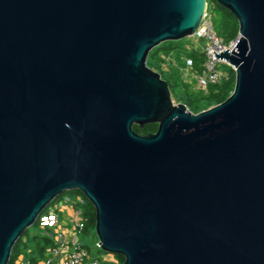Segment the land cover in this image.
Returning a JSON list of instances; mask_svg holds the SVG:
<instances>
[{
    "label": "water",
    "instance_id": "1",
    "mask_svg": "<svg viewBox=\"0 0 264 264\" xmlns=\"http://www.w3.org/2000/svg\"><path fill=\"white\" fill-rule=\"evenodd\" d=\"M217 1L235 87L193 112L147 58L208 0H0V264L73 189L123 264H264V0Z\"/></svg>",
    "mask_w": 264,
    "mask_h": 264
},
{
    "label": "trees",
    "instance_id": "2",
    "mask_svg": "<svg viewBox=\"0 0 264 264\" xmlns=\"http://www.w3.org/2000/svg\"><path fill=\"white\" fill-rule=\"evenodd\" d=\"M208 10L212 14L213 24L216 32L226 41L236 38L239 34V21L236 15L217 0H208ZM189 39L186 40H167L153 48L147 58L148 64L158 70L170 86L173 97L176 101L184 102L193 112H199L214 104L225 100L234 90L236 82V71L229 66V73L220 82H211L207 88L195 87V82L184 78L182 67L175 63V58L167 59L168 55L176 54L179 48H184L186 59L191 58L193 63V72L197 73L202 68L204 53L197 49L188 48ZM184 59V62L187 60ZM166 68L163 69V64ZM184 67V66H183ZM195 79V78H194ZM159 122L152 121L143 125L135 123L133 128L139 133L155 132ZM83 193L82 191H80ZM84 194V193H83ZM86 203L87 222L84 229H92L96 233V209L93 203L83 195ZM99 239V238H98ZM97 239V240H98ZM53 244V238L43 233V228L39 221L34 223L27 232L15 243L8 264H15L16 258L24 253L32 264L44 258L48 248ZM105 251L104 249H100ZM118 262L113 264H123L125 257L117 254Z\"/></svg>",
    "mask_w": 264,
    "mask_h": 264
},
{
    "label": "built area",
    "instance_id": "3",
    "mask_svg": "<svg viewBox=\"0 0 264 264\" xmlns=\"http://www.w3.org/2000/svg\"><path fill=\"white\" fill-rule=\"evenodd\" d=\"M189 36L188 48L201 50L204 53V61L201 70L195 73L193 72L192 59L187 58L186 66L182 67V71L183 73L185 70L190 71L196 79L198 87L206 89L209 83H218L227 76L228 73L221 68V65L222 63L231 65V63L225 58L216 57L215 52L221 53L228 48L231 52L238 42L239 34L236 38L226 41L216 32L212 14L207 8L201 23ZM232 67L234 68V66ZM66 200L55 203L52 209L42 212L38 218L43 233L53 238V244L38 264H108L118 262L116 253L100 250L103 248L99 239L96 241L97 251L95 253L90 251L80 239L79 232L84 230L87 216L77 205L79 202L84 203V197L79 195L72 199L68 196ZM69 208L71 209L70 213L67 212ZM60 210L66 214L65 218H61ZM15 264L32 263L24 253H21L16 258Z\"/></svg>",
    "mask_w": 264,
    "mask_h": 264
},
{
    "label": "rangeland",
    "instance_id": "4",
    "mask_svg": "<svg viewBox=\"0 0 264 264\" xmlns=\"http://www.w3.org/2000/svg\"><path fill=\"white\" fill-rule=\"evenodd\" d=\"M189 38H190V36L188 35V36L183 37V38H180V39H182L184 41V40L189 39ZM177 40H179V39H177ZM177 53L180 55V56H178V59L176 57V54L168 55L167 59H170V58L173 57V58H175V60H176L175 63L178 66H181V67L186 66V62H184V59H186V54L184 53V48H179L178 51H177ZM165 64L166 63L163 64V69H165L166 66H167V65L165 66ZM229 66H231V65L230 64H227V63H222L221 68L225 72L229 73V71H230ZM183 75H184V78L185 79H188L190 81L195 82V87L198 88L199 85L197 84L196 79H194V76L192 75V73L190 71L185 70V72L183 73ZM203 90H205V89H203ZM205 91H207V90H205ZM79 195H82L83 196L84 194L81 193L80 190H77V189L65 191L63 194L59 195L55 200H53L49 204V206L45 209V211H49L50 209H52V207H54L55 203H61L63 200L64 201H67L66 198L68 196L71 197L72 199H74V198L78 197ZM77 206H80L79 208H81V211L84 214L86 213V211H85L86 206H87L86 203L79 202ZM59 214H60L61 218H65L66 217V214L64 212H62L61 210L59 211ZM79 237L83 241L84 245L90 251H92L93 253H95L97 251L96 241L98 239V235L92 229L88 228V229L81 230L79 232ZM108 264H113V263H108Z\"/></svg>",
    "mask_w": 264,
    "mask_h": 264
},
{
    "label": "crops",
    "instance_id": "5",
    "mask_svg": "<svg viewBox=\"0 0 264 264\" xmlns=\"http://www.w3.org/2000/svg\"><path fill=\"white\" fill-rule=\"evenodd\" d=\"M70 211H71V209L69 208V209L67 210V212L70 213ZM68 213H67V214H68Z\"/></svg>",
    "mask_w": 264,
    "mask_h": 264
}]
</instances>
